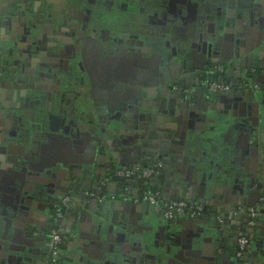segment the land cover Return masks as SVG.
I'll list each match as a JSON object with an SVG mask.
<instances>
[{
  "label": "crops",
  "instance_id": "1",
  "mask_svg": "<svg viewBox=\"0 0 264 264\" xmlns=\"http://www.w3.org/2000/svg\"><path fill=\"white\" fill-rule=\"evenodd\" d=\"M178 1L174 0L172 5L182 15L186 3L183 5ZM188 2L192 5L193 25L187 21L182 22L180 17L173 24L176 25L175 31L182 28L175 39L180 52L174 58L177 72L173 77L179 83L186 84V90L195 88V92H192L196 96L193 97L195 101L184 103L182 98H169L171 94L161 85L159 91L163 99H152L148 105L139 107L125 122L112 117L103 122L98 118L100 110L95 107L96 103L88 91L84 89L81 92L78 90V94L67 93L75 85L62 79V83H59L62 88L60 91H56L59 85L50 91L31 90L33 98L40 99L41 105L26 111L28 117L32 118L26 128L30 129L32 138L41 137L38 144L30 136H25L24 126L20 125L24 129L20 131L23 137L11 139L6 136L10 132V124L0 125V264L46 263L50 252L47 230L51 226V211L55 209V186L60 187L59 191L65 188L72 191L79 186L76 190L82 192L81 197L69 195L70 200L60 224L61 230L68 237L62 251L63 260L72 264L68 259L75 254L79 242H82L90 244V248L84 244L89 248L84 256L92 257L93 264H116V252L112 251V247L118 228L125 235L129 232L112 222L113 213L116 212V217H119L124 208L122 204L119 206V202H129L130 195L124 193L111 199L108 197L111 192L109 190L105 191L107 198L101 200L97 197L98 201L95 202L85 194V190L94 186H97L98 191L101 190V182L112 176V165L118 168L138 163L142 155L149 153L148 149L158 150L159 156L166 155L168 159V170L161 185L162 200L182 195L191 202L203 203L210 208V215L230 227L241 222V213L253 203L261 225L264 226V197H259L257 193H264V106L257 125V115L245 104L248 95H244L246 90L242 88H236L237 93L232 94V91L221 98L210 95L209 99L205 98L206 101L215 103L209 106L203 104L201 96L197 94L200 83L195 75L207 69H194L198 61L201 64L207 60L206 65L212 64V70L217 72L216 67L222 60L225 75L229 72L244 76L249 69L258 67L262 71L260 77L264 79V0ZM17 3H21V0H0V23L18 14L25 15L27 21L29 16L35 15L28 8H23L21 12L17 10ZM35 5H39V0H35ZM102 10L107 12L106 7ZM154 12L153 4L142 11L143 17L154 19V22L147 24L148 32L168 38L173 30L169 28L165 12ZM48 27L50 33L45 35L44 40L51 42L54 40L55 24L51 23ZM204 29H208V33L218 32V47L215 48L214 41L199 37ZM20 30L17 24L0 29V64L6 58L27 57L39 63L41 60L50 61L55 58L32 52V46L23 45L22 51L16 50L8 36L10 33L16 36ZM4 49L13 51L6 54ZM189 49L196 51L197 55H190ZM184 59L188 70L182 67ZM152 93H149L150 96ZM232 97L241 105H227L226 101ZM79 126L83 128L84 134L94 136L96 140L88 138L83 141L81 137H76L79 136ZM44 133L47 140L43 138ZM256 139L260 140L259 152L256 150ZM32 144H35V150L30 154L28 149ZM26 152L31 155L30 159L24 157ZM68 164L77 165L74 175L78 174L82 183L79 184V178H74L68 172L71 169ZM28 166L36 170L28 172ZM55 170H60L58 180L54 181L56 183L50 181L51 173ZM27 173L43 181L38 180L40 185L37 180L29 182L25 179ZM70 185L74 186L73 189ZM111 189L117 191L115 186H111ZM102 202L104 204L101 205ZM157 207L162 208L161 203L151 205L153 214ZM95 216L98 219L94 220ZM182 216L186 220L185 215ZM176 221L172 223L176 224ZM214 247L220 251L219 254L229 256V249L222 248L219 240L216 246L210 244L205 249L192 246L191 252L196 253L195 261L186 264H230L221 255L218 256L223 257L222 261L221 258L219 262L216 261ZM172 249L176 251L175 247Z\"/></svg>",
  "mask_w": 264,
  "mask_h": 264
},
{
  "label": "flooded vegetation",
  "instance_id": "2",
  "mask_svg": "<svg viewBox=\"0 0 264 264\" xmlns=\"http://www.w3.org/2000/svg\"><path fill=\"white\" fill-rule=\"evenodd\" d=\"M173 1L165 3V0H39V5H35V0H21V3H17V10L21 12L23 8L31 9L35 17L29 16L30 18L28 21L26 20L27 17L21 14L15 15L9 19L6 18L1 21L0 29L4 28L6 25H19V29H21L20 33L16 36L10 33L8 36V39L15 45L14 47H16V50L22 51L24 48L23 45L32 46V52L36 51L38 54L55 56V58L50 61L41 60V63L32 62V60L27 57L11 60H7L6 58L5 61L0 64V125L4 126V124L8 123L11 126V129H9L10 132H7L8 134H6V136L11 139L18 138V136L23 137L22 134L20 135V131L22 130L20 125H22L26 131L25 136H30L31 140L34 142L36 140V144H38V139L41 137L37 136L32 138L30 129L26 128V125L30 124L29 122L32 120L31 117H28L26 111L41 105L40 99L33 98L34 96L31 94V90L35 88L39 91L46 89L50 91L55 90V86L59 85V89L56 91H60L62 88L59 83H62V79L72 82L75 85L72 87L73 90L70 89L67 93L78 94V90L81 92L84 91V89L88 91L89 96L96 103L95 107L100 110L98 118L103 122L108 121L109 117L118 118L125 122L130 116L132 117L133 114L136 113L139 107L141 108L142 106H146V104L148 105L149 101L152 99H163L162 92L159 91V86L161 88V85L165 88L167 87V90L171 94L169 98H182L184 103L195 101L193 97L196 98V96L192 93L195 88H193L194 90L188 91L185 89L186 84L179 83L177 78L173 77L177 72L175 66L176 60L174 58L180 52L179 44L175 39L178 38L180 34L179 31L182 30V28H180L178 31L176 28L177 30L175 31L176 25L174 26L173 24L178 22L180 17L182 22L184 21L185 23L187 21L193 25L194 17L192 15V5L188 0H179L178 2H180V4L184 5L186 3L184 5L185 11L183 10L185 15H183V12L182 15H180L181 13L178 14L179 9H176L175 6L172 5ZM152 4L155 9L154 13L164 11L167 16V21H169L170 24L169 28L173 30H170L171 32L168 38L165 36L160 37L162 34H152L148 32L147 24L149 22H154V19L143 17L142 11ZM80 6L82 8H79ZM103 7L107 8V12L102 10ZM249 19L251 18L249 17ZM51 23L55 24L56 29L53 34L54 40L47 42L44 38L45 35L50 33L48 26ZM45 24H47V28L44 26ZM26 31L28 35H26ZM29 36H31V39H28ZM192 36H194V34H192ZM199 37L214 41L216 44L215 48L220 44L217 31L208 33V29H204V33L200 34ZM97 39L102 41V44H99ZM34 47H39V49H35ZM25 50L27 51L29 49ZM3 51L8 54L13 50L4 49ZM183 52H185V50ZM189 54L197 55V52H194L193 49H189ZM56 56H58L59 59ZM156 56L160 58L157 59L155 58ZM203 63L200 64V61H198V63L194 65V69L200 67L204 69L206 67L207 69L209 67L208 64L206 65L207 60L203 61ZM219 65L220 64H218V66ZM210 66H212V64ZM87 67L90 68L91 74ZM182 67L185 70L189 69L185 59ZM15 69L17 72H15ZM217 70L216 73L219 74V77L225 78V80L220 79L219 82L227 85L226 90H219L216 92L208 91L207 85L209 83H205L203 80V74H206L208 71L202 70L203 72H200V76L202 75L203 78L199 82V88L204 91L208 99L210 95L219 96L221 98L223 95H229L231 91L236 88H242L243 91L246 90V92L257 93L258 96L255 97L257 98L256 100L259 101L260 107L264 106V79L260 77L262 72L260 68L256 67L249 69L244 76L247 77V75H250L252 77L245 83L240 81L239 85L236 83L239 80V76H243L242 74H229V72H226L225 75L223 73L225 66H223L222 69L217 68ZM227 71H229V69H227ZM58 78H60V81H57ZM161 79H164L163 83H161ZM41 83L45 85L40 86ZM151 92L153 93L150 96L149 93ZM182 93H184L185 96L179 97L178 95L181 96ZM229 99V101H226L227 105L230 104L234 107L241 105V102L236 101L233 97ZM254 99H252L250 95L247 96L245 104L250 110H254ZM212 103L215 102L209 101L208 106L209 104L212 105ZM24 129L22 131H24ZM77 130L79 136L76 137H81L83 141L88 140V138L90 140L92 139V141H94V139L96 140L94 136L84 134L82 127L79 126ZM3 131H5V128ZM2 136L4 137V135ZM43 138L45 140L48 139L46 133L43 134ZM34 146L35 144H32L30 149H28L30 154L35 150ZM168 150H170V148ZM148 151L149 153L141 156L138 163H134L131 166L116 168L112 165L111 167L115 171L112 176L105 178L101 182L100 194L96 195V191L98 190H94L93 187L92 189L85 190V194L90 196V199L100 197L102 200L107 198L105 191L111 190L108 197L115 199L117 196L114 197L110 194L119 191L120 193L131 194L129 201L130 205L140 203L144 205L147 201L142 199L141 195L143 193L138 195V187L135 186L137 184L136 180H138L139 177L136 175L120 176L118 171L128 168L142 169L146 166H152L155 162H159L160 165L155 167L153 173L147 178L153 180V182L160 187L158 190L159 194L156 197V203H151V205L161 203L162 208L159 207V211L163 212L164 216L166 206L175 200V198L162 200L161 185L164 181V174H166V170H168L166 167L168 159L166 155L159 156L158 150L154 151L148 149ZM28 152L24 154V157L30 159L31 155H29ZM68 165V167L71 168L68 172L74 175L77 165L76 167L75 165ZM26 168H28V170L26 169L28 172L35 169H31L29 166ZM59 173L60 170L53 171L50 181L54 182L58 180L60 176ZM111 177L115 182L117 191L111 189ZM123 177L125 178L122 179ZM74 178H79L78 174H75ZM25 179L33 183L37 180L38 184L43 181L40 178L38 179L36 175L28 173L25 175ZM38 180H40V182H38ZM81 180L82 178H79V184L82 183ZM69 187L73 189L74 186L70 185ZM55 189L53 195L55 209L51 211V226L47 230L50 241L51 232L53 229H56L55 226H59L60 231L63 232L60 224L70 200L69 195H73L74 191L77 192L76 189L71 191L69 189L66 190L67 188L59 191L58 189H60V187L58 186H55ZM64 198H67L66 205L63 203ZM125 199H127V197H125ZM124 203L125 202H123L122 205H124ZM200 204L202 205V209L194 214L202 215L208 208L207 205L203 203ZM253 205V203L250 204L251 207L248 205L249 210L245 208V211L248 210L250 218L246 221H242L244 218L241 219V222L236 224L237 226L233 225L230 227L223 223L224 221H220L223 232L225 226H228L229 230L233 229L229 237H225L224 234H221L219 237L220 245L224 249L228 248L229 252L232 248L231 250L237 257L239 264H264V226L263 224L261 225V219L255 208H253ZM62 208H65V211H62ZM126 212L128 215H126ZM146 212L147 210L144 207L141 210H137L136 208L131 209V207L127 209L124 206V208L121 209L119 217H116V212L113 213L112 222L117 223L118 227L126 228L129 232L128 235H125L122 229L118 228L113 244V250L116 252V264H171L174 262L171 259L173 256L181 263L186 264L188 261H195L194 257L196 253L191 252L192 246L204 247V249L209 247L211 232L199 231V228L203 226L206 230L205 226L207 224H203V221L196 224V226H193L190 222L176 221L177 223L172 224L168 229L162 223L157 225L149 220L144 215ZM148 212L151 211L148 210ZM58 213H60L61 216H58ZM130 213H133V215ZM164 218L169 219L171 217L166 218L164 216ZM125 224L126 226H124ZM215 226H218V224ZM63 234V240H65L64 237L66 235L64 232ZM192 234H194V236L191 238L192 246L190 248L188 241ZM240 236L245 237V245L241 250L238 244ZM146 239L148 243H143ZM172 247H175L176 251L175 249L173 250ZM239 251H241L240 254H238ZM59 253L58 249L56 261L59 258ZM214 257L218 262L219 258H221V261L223 258L219 257L218 254Z\"/></svg>",
  "mask_w": 264,
  "mask_h": 264
},
{
  "label": "water",
  "instance_id": "3",
  "mask_svg": "<svg viewBox=\"0 0 264 264\" xmlns=\"http://www.w3.org/2000/svg\"><path fill=\"white\" fill-rule=\"evenodd\" d=\"M218 39H219V37H218ZM97 42L99 43V44H102V41H100V40H98L97 39ZM155 58H157V59H159L160 57L159 56H156ZM219 66L217 67V68H219V69H222L223 68V66H224V63H223V61L222 60H220V62H219ZM217 66V65H216ZM88 68V71H89V73L91 74V70H90V68L89 67H87ZM201 68V70H203L204 68L203 67H200ZM212 69H213V66H209L208 68H207V71H212ZM204 76H205V74H203ZM239 75H240V73H239ZM238 75V76H239ZM196 77H197V80H198V83L202 80V78H203V76L201 75L200 76V74L199 73H197L196 75H195ZM161 81H162V79H161ZM240 81H243V82H247L248 81V78L246 77V76H242V77H240L239 76V80H238V82L236 83L237 85H239L240 84ZM164 90H166L167 91V87L165 88L164 87ZM233 91V92H232ZM231 92H232V94H235V93H237V91L236 90H232ZM197 93L201 96V101H202V103L203 104H205V105H208V102L206 101V99L205 98H208V96L207 95H205V93H204V91L203 90H197ZM244 95H250L251 97H252V99H254L255 97H257L258 96V94L257 93H255V92H244ZM174 96V95H173ZM179 97H184L185 96V94L184 93H182V95L180 96V95H178ZM175 97H176V95H175ZM246 99H247V97H245ZM257 98H255L254 99V106H253V108H254V112H255V114L257 115V125H258V119H259V117H260V113H261V110H262V107H260V104H259V101L258 100H256ZM260 139V138H259ZM257 140L256 139V142H255V145H256V150H257V152H259V150H260V140ZM114 169L112 168V174L114 173ZM110 183H111V186H115V182H114V180H112V177L110 178ZM95 190H97L98 188H97V186H94L93 187ZM74 189H77V187H74ZM120 191H121V188H120ZM258 193V196L259 197H264V193H262V191H258L257 192ZM100 194V192L99 191H96V195H99ZM73 195H77V196H82V193L81 192H76V191H74L73 192ZM93 200L96 202V201H98L97 200V197H94L93 198ZM111 203L113 204L114 202L113 201H111ZM102 204H104V202H102L101 203V205ZM121 204H123V203H120L119 202V206L121 205ZM252 204V203H251ZM124 206L128 209L129 207H131V209H134V208H136L137 210H141L143 207L144 208H146V210H147V212L144 214L149 220H151V221H153V223H155V224H160V223H162L165 227H167L168 229L172 226V221L173 220H177V221H180V222H190L193 226H196V224H198V223H201L202 221H203V224H207L206 226H205V228H206V230L204 229V226L202 227V228H199V231L201 232H203V231H210L211 232V236H210V238H209V242H210V244H212L213 246H216L217 245V242L219 241V237L221 236V234H224V236L225 237H229L231 234H232V230L233 229H231V230H229L228 229V226H223L224 227V232H223V230H222V228H221V223H220V221L218 220V218L216 217V216H212V215H210L209 214V212H210V208H207L206 209V211L204 212V214H194L193 212H192V210L191 209H186L185 210V217H186V220H184V217L182 216V217H180V216H177V215H173L171 218H169V219H165L164 218V216H163V212H160L159 211V208L157 207V208H155V210L154 211H156L154 214H153V212L150 210V207H151V203L150 202H146L144 205H142L141 203L140 204H131L130 205V203L129 202H125L124 203ZM143 206V207H142ZM148 210H150L151 212H148ZM248 210H249V208H248ZM248 210L247 211H245V212H242L241 213V218L243 219L242 221H246L247 219H249L250 218V214H249V212H248ZM98 215L100 214V213H97ZM100 215H102L103 216V214L101 213ZM94 218V220L97 218L96 216L95 217H93ZM255 218V217H254ZM98 219V218H97ZM211 222V223H210ZM216 224H218V226H215ZM239 224V223H238ZM223 232V233H222ZM263 235V234H262ZM194 236V234H192L191 236H190V240L188 241L189 242V247L191 248V246H192V240H191V238ZM68 237L67 236H65L64 237V239L66 240ZM74 245H75V243H73ZM85 243H82V242H79V245L80 246H78V249L75 251V254L74 255H72V257L71 258H69L68 259V262H70V263H72V264H93V262H92V260L94 261V259H91V258H89V257H85L84 256V254H87L88 253V251H89V248H90V244H85V245H87V247H89L88 249L86 248V246L84 245ZM77 245V244H76ZM75 245V246H76ZM234 246H236V245H234ZM100 247V246H99ZM64 248V247H63ZM104 249H105V247H104ZM214 251H215V253H217L218 255H221V256H223L225 259H227L228 260V262L230 263V264H239V261H238V259H237V257L235 256V254L233 253V251L230 249V252H229V256H226V255H224V254H219L220 253V251H218V249L216 248V247H214ZM112 251H113V247H112ZM223 252V251H222ZM60 258H63V257H60ZM233 260H232V259ZM171 259H172V261H174L173 263H177V264H183V263H181L178 259H176V257H171ZM104 261V260H103ZM105 262V261H104ZM103 263V262H102ZM64 264H67L66 262L64 263Z\"/></svg>",
  "mask_w": 264,
  "mask_h": 264
},
{
  "label": "built area",
  "instance_id": "4",
  "mask_svg": "<svg viewBox=\"0 0 264 264\" xmlns=\"http://www.w3.org/2000/svg\"><path fill=\"white\" fill-rule=\"evenodd\" d=\"M226 88H227V85L220 83V82H211L207 85V90L210 92H216L219 90H226ZM159 165H160L159 162H155L152 166H146L142 169H140V168H128L125 170H119L118 174L120 176H123V175L124 176H134V175H136L139 178H147L153 173L155 167H157ZM158 194H159L158 191H155L153 193L143 192L141 197L144 201H147L150 203H156V197L158 196ZM63 203H64V205L67 204V198H64ZM186 209H191L193 213H196L197 211L202 209V205L200 203H189L188 201L183 200V199L174 200L166 206V209L164 211V216L166 218L172 217L173 215L180 216V215L184 214ZM58 216H61V214L58 213ZM60 241H61V239H60L59 233L57 232L56 229H53L51 232V241H50V257H49V260L45 264H48L49 261L51 263L56 262L57 250L59 248ZM238 244H239L240 250H241L243 248V246L245 245V237L244 236L239 237ZM240 252L241 251H239L238 254H240Z\"/></svg>",
  "mask_w": 264,
  "mask_h": 264
},
{
  "label": "trees",
  "instance_id": "5",
  "mask_svg": "<svg viewBox=\"0 0 264 264\" xmlns=\"http://www.w3.org/2000/svg\"><path fill=\"white\" fill-rule=\"evenodd\" d=\"M252 76L250 75H247V78L250 79ZM220 79L222 80H225L224 77L223 78H220L219 77V74L214 72V71H208L206 72L203 80L205 83H211V82H219ZM245 83V82H243ZM149 164V163H147ZM125 177H123L122 179H124ZM137 184L135 186L138 187V190H137V193L138 195H141L143 192H150V193H153L155 191H158L159 190V186L157 184H155V182H153V180L149 179V178H138V180H136ZM121 194H124V193H120L119 191L118 192H114L111 193L110 195L112 196H117L118 195H121ZM131 195V194H130ZM180 199H183V200H186L188 201L189 203H191L190 200H188L185 196H180V197H176L175 200H180ZM62 211H65V208H62L61 209ZM55 228L58 230L59 234L61 235V242H60V245H59V258L57 259V261L55 263H51L50 261L48 262V264H64L65 261L63 260V258H60L62 257V251L63 249L65 248V240H63V232L60 231L59 229V226H55ZM64 247V248H63Z\"/></svg>",
  "mask_w": 264,
  "mask_h": 264
},
{
  "label": "rangeland",
  "instance_id": "6",
  "mask_svg": "<svg viewBox=\"0 0 264 264\" xmlns=\"http://www.w3.org/2000/svg\"><path fill=\"white\" fill-rule=\"evenodd\" d=\"M74 4H76V3H74ZM79 8H82V7L80 6ZM1 60H2V58H1ZM3 61H5V60H3Z\"/></svg>",
  "mask_w": 264,
  "mask_h": 264
}]
</instances>
